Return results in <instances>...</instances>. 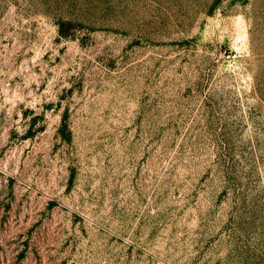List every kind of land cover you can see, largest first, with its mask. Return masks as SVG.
<instances>
[{
  "label": "rangeland",
  "instance_id": "1",
  "mask_svg": "<svg viewBox=\"0 0 264 264\" xmlns=\"http://www.w3.org/2000/svg\"><path fill=\"white\" fill-rule=\"evenodd\" d=\"M0 264H264V0H0Z\"/></svg>",
  "mask_w": 264,
  "mask_h": 264
}]
</instances>
